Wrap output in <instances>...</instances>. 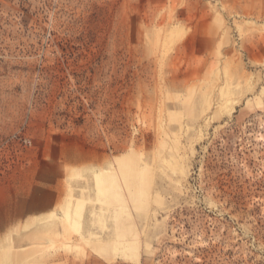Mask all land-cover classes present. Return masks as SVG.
<instances>
[{
  "label": "rangeland",
  "instance_id": "1",
  "mask_svg": "<svg viewBox=\"0 0 264 264\" xmlns=\"http://www.w3.org/2000/svg\"><path fill=\"white\" fill-rule=\"evenodd\" d=\"M0 264H264V0H0Z\"/></svg>",
  "mask_w": 264,
  "mask_h": 264
}]
</instances>
